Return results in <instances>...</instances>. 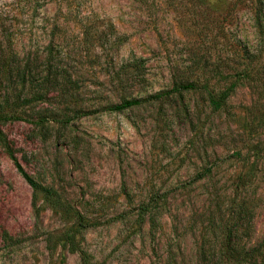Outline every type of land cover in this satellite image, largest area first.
<instances>
[{
	"label": "rangeland",
	"instance_id": "obj_1",
	"mask_svg": "<svg viewBox=\"0 0 264 264\" xmlns=\"http://www.w3.org/2000/svg\"><path fill=\"white\" fill-rule=\"evenodd\" d=\"M0 115V264H80L75 211L91 263L264 241V0H0Z\"/></svg>",
	"mask_w": 264,
	"mask_h": 264
},
{
	"label": "trees",
	"instance_id": "obj_2",
	"mask_svg": "<svg viewBox=\"0 0 264 264\" xmlns=\"http://www.w3.org/2000/svg\"><path fill=\"white\" fill-rule=\"evenodd\" d=\"M218 76H220V78L223 80H227L228 83L226 87L218 93L217 96H213L212 93L208 91L207 83L203 85L204 89L207 91V94L209 95L208 100L213 109H218L222 105L224 100L235 90V88L243 80L251 79V75L246 69L235 72L231 75L230 74L222 75L221 73H218ZM192 88H195L193 84H186L181 87H178L177 91H179L180 89L187 90V89H192ZM135 104H138V102L137 101H127L122 104L111 107V110L121 111ZM12 120L23 121L24 119L20 117L0 115V122H6V121H12ZM8 153H9L11 160L14 163V166L16 167L20 175L23 177L24 180H26V182L32 188H34L35 185L31 177H29L27 173H25V171L19 165L18 161L13 156V154L10 153V151H8ZM32 206L33 207L35 206V204L33 203V196H32ZM144 211L147 212V210H144ZM73 220L74 222H73L72 227L69 228L65 233H63V235H61L62 242L66 245L68 252L77 253L80 257V264H100V263L90 262L87 254L81 248V239L79 238V235L82 233V231L86 230L87 228L91 226H94V223L90 221L89 219L85 218L78 211L74 212ZM228 237L231 240L232 232L229 233ZM51 239H52V236H49L48 245H47L48 250L52 249ZM219 257L228 258L227 263L229 264H264V241L254 247H248V248L239 247L236 244H234L233 246L226 247V248H220Z\"/></svg>",
	"mask_w": 264,
	"mask_h": 264
}]
</instances>
